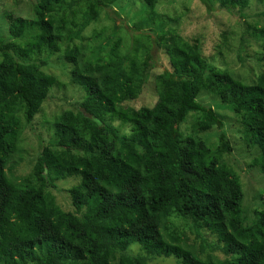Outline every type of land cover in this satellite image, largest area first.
<instances>
[{"label": "trees", "instance_id": "obj_1", "mask_svg": "<svg viewBox=\"0 0 264 264\" xmlns=\"http://www.w3.org/2000/svg\"><path fill=\"white\" fill-rule=\"evenodd\" d=\"M118 1L127 0H38L28 18H7L9 38H0V264H150L168 257L178 264H264V190L263 205L248 225L243 185L226 161L234 149L224 122L199 101L206 92L233 112L241 140L258 153L253 166L264 174V70L247 83L212 66L199 42L167 26L156 12L160 0H134L146 10L134 24L132 56L121 53V38L98 58L89 55L91 46L72 45ZM200 1L210 12L211 2L228 12L253 1L264 5ZM248 29L264 50V28ZM65 44L71 85L83 98L45 119L54 142L38 136L32 155L24 128L58 86L44 71L48 61L35 56L57 54ZM153 45L171 69L153 78L155 105L135 109L127 104L147 93ZM189 117L193 123L183 133ZM124 127L130 132L122 133ZM214 128L216 146L202 137ZM71 179L73 210L65 211L53 191ZM134 247L141 253L130 254ZM216 250L223 259L212 255Z\"/></svg>", "mask_w": 264, "mask_h": 264}, {"label": "rangeland", "instance_id": "obj_2", "mask_svg": "<svg viewBox=\"0 0 264 264\" xmlns=\"http://www.w3.org/2000/svg\"><path fill=\"white\" fill-rule=\"evenodd\" d=\"M37 3L38 0H0V38L5 40L9 38L8 16L28 18L30 9ZM211 4L215 10L210 12L200 0H160L156 12L168 19L167 26L170 29H176L181 36L192 44L199 42L202 55L212 66L222 71L231 72L247 83L253 81L264 70V50L252 36V30H249L248 26L257 24L259 29L264 28V5H258L253 1L250 8L232 7V12H228L227 8H221L217 2H211ZM145 10L146 6L141 2L134 0L118 1L113 10H106L98 23L88 27L82 37L76 38L72 45H89L92 47L89 55L98 58L107 56L112 45L118 38H121V53L132 56L136 48L134 46L136 40L134 24ZM241 14H245L247 17L243 18L240 16ZM96 32H102V37L94 39ZM27 37L28 35L21 40L25 42ZM66 46L67 44L57 54L35 56L37 62L48 61V66L44 71L58 79V86L50 93L48 101L44 104L41 113L36 117L31 127L25 126L24 128L22 139L25 141L26 150L32 155L38 147V141H36L38 136L46 140V144L54 142V137L48 131L45 119L71 109V104H75L83 98V91L80 87L71 85L70 73L73 65L64 60L63 52L66 50ZM96 50H99L97 56ZM151 53L154 56L155 69L152 71V79L149 81L147 93L141 96L136 103L127 104L135 109L155 105L157 95L153 89V78L164 70L171 69L167 55L155 45H153ZM199 101L212 107L217 116L224 122V131L234 149L233 154L230 158H226V161L232 163L231 165L243 185L244 218L246 224L250 225L255 220L254 210L263 205L260 193L264 190V174L253 166V161L257 158L258 153L245 146L241 140V135L238 133L239 128L241 129L240 124L233 112L223 106L218 97L204 92L201 93ZM192 123L193 117H189L182 125L183 133H189ZM128 129L124 127L122 133H129ZM218 133L219 130L214 128L203 134L202 137L208 144L216 146ZM25 158L26 162L20 166V173L28 163V154L25 155ZM171 162L172 158L167 153L164 163L170 173ZM24 170L28 171V168ZM75 183L76 180L74 179L59 183L57 189L53 191L58 203L65 211L73 210L68 190ZM201 234L209 244H216V239L207 231H202ZM189 237L191 241L196 239L195 233H190ZM138 253H141L138 247L130 249V254L136 255ZM212 255L221 259L224 258L223 254L217 250L212 252ZM150 264H178V262L174 257H168L157 258Z\"/></svg>", "mask_w": 264, "mask_h": 264}]
</instances>
